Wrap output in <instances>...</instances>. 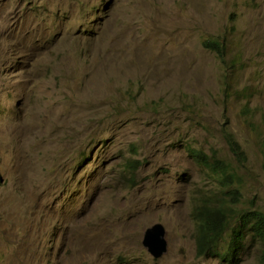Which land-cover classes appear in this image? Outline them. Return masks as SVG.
I'll list each match as a JSON object with an SVG mask.
<instances>
[{"label": "rangeland", "instance_id": "rangeland-1", "mask_svg": "<svg viewBox=\"0 0 264 264\" xmlns=\"http://www.w3.org/2000/svg\"><path fill=\"white\" fill-rule=\"evenodd\" d=\"M218 203L264 210V0H0V264H227Z\"/></svg>", "mask_w": 264, "mask_h": 264}, {"label": "trees", "instance_id": "trees-1", "mask_svg": "<svg viewBox=\"0 0 264 264\" xmlns=\"http://www.w3.org/2000/svg\"><path fill=\"white\" fill-rule=\"evenodd\" d=\"M206 48L215 51L219 56L222 55L223 46L219 40L207 39L202 43ZM231 149L237 147L235 141L229 140ZM189 152H194L199 157L208 160V156L202 151L188 148ZM209 161V160H208ZM209 171L211 172L212 182L222 188H227L234 181L233 172L227 171V162L223 159H214L207 162ZM224 170V171H222ZM231 190H228L230 192ZM236 195L240 196L238 188L232 190ZM193 217L198 223L196 236V245L199 254L214 248L213 244L221 237L229 227L231 228L230 238L225 250L220 254L221 260L227 264H234L240 257L241 249L245 241L250 236L256 238V242L260 248V261L264 264V210L250 207L249 211H245L237 217L232 216L229 208L223 204L195 206L192 209ZM235 225V227L231 225ZM252 240V239H251ZM214 254V252H212Z\"/></svg>", "mask_w": 264, "mask_h": 264}, {"label": "water", "instance_id": "water-1", "mask_svg": "<svg viewBox=\"0 0 264 264\" xmlns=\"http://www.w3.org/2000/svg\"><path fill=\"white\" fill-rule=\"evenodd\" d=\"M153 231H155L159 237L156 241L153 240ZM142 244L153 257H159L163 253L165 250V241L163 239V232L160 225H155L145 231Z\"/></svg>", "mask_w": 264, "mask_h": 264}, {"label": "clouds", "instance_id": "clouds-1", "mask_svg": "<svg viewBox=\"0 0 264 264\" xmlns=\"http://www.w3.org/2000/svg\"><path fill=\"white\" fill-rule=\"evenodd\" d=\"M246 235L250 236L251 239L254 240V241L256 242V238L252 237L250 234H246ZM256 243H257V242H256Z\"/></svg>", "mask_w": 264, "mask_h": 264}]
</instances>
